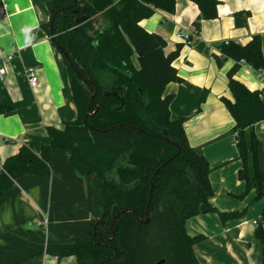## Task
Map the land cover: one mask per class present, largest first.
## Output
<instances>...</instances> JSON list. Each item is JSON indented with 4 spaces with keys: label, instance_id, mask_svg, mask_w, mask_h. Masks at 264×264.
<instances>
[{
    "label": "trees",
    "instance_id": "obj_1",
    "mask_svg": "<svg viewBox=\"0 0 264 264\" xmlns=\"http://www.w3.org/2000/svg\"><path fill=\"white\" fill-rule=\"evenodd\" d=\"M42 1L50 18L55 17L52 42L69 57L63 60L77 117L61 128H47L49 140L39 154L23 145L6 158L0 166V198L23 176L49 175L53 155L65 150L81 177H99L104 203L103 216L92 221L89 235L75 242L67 254L75 257V264H200L194 246L203 237L189 235L186 221L200 215L201 206L215 211L210 205L213 169L189 144L185 120L170 118L174 95L164 93L168 84L184 81L174 66L184 44L166 53V40L141 25L157 10L174 14L176 0ZM190 1L200 9L193 24L199 36L202 21L216 19L221 2ZM80 16H86V21L76 25ZM249 17V12L235 13V26H246ZM43 27L50 34V22ZM217 47L219 54L213 57L219 67L234 61L227 74L233 101H223L235 119L239 157L244 163L249 155L254 157L260 197L264 170L258 169L254 126L264 121V98L235 75L241 62L264 70L262 40L255 35L245 45L228 41ZM206 97L204 91L199 106ZM13 111V105L0 102V115ZM239 178L246 181L248 191L246 167ZM255 241L264 248V210Z\"/></svg>",
    "mask_w": 264,
    "mask_h": 264
},
{
    "label": "crops",
    "instance_id": "obj_2",
    "mask_svg": "<svg viewBox=\"0 0 264 264\" xmlns=\"http://www.w3.org/2000/svg\"><path fill=\"white\" fill-rule=\"evenodd\" d=\"M219 1L218 17L202 21L199 36L193 24L200 9L190 0H176L174 14L157 10L141 25L166 40V53L184 44L174 61L184 81L168 84L164 93L174 95L170 118L185 120L189 144L213 169L210 205L215 211L186 221L189 235L203 237L194 246L199 263L264 264V248L255 241L254 224H261L264 194L258 197L253 155L245 163L239 157L235 119L223 101H233L227 74L234 61L219 67L213 57L219 54L218 44L235 41L245 45L255 35L261 37L264 54V0ZM237 12L250 13L242 28L234 23ZM50 21L42 0H0V67L5 69L0 75V102L14 107L13 112L0 115V166L23 145L39 154L49 140L47 128H61L77 117L63 55L43 27ZM178 34L189 35L191 41L179 39ZM133 63L138 68L136 56ZM29 67L36 70V88L29 85ZM235 79L260 91L264 98V83L247 63L241 62ZM204 91L207 97L199 106ZM254 129L259 141L258 169L263 171L264 121ZM70 155L57 150L49 162V175L23 176L0 198V264L76 263L67 254L75 242L89 235L92 221L103 216L104 203L100 179L81 177ZM244 167L250 178L248 191L246 181L239 178Z\"/></svg>",
    "mask_w": 264,
    "mask_h": 264
},
{
    "label": "built area",
    "instance_id": "obj_3",
    "mask_svg": "<svg viewBox=\"0 0 264 264\" xmlns=\"http://www.w3.org/2000/svg\"><path fill=\"white\" fill-rule=\"evenodd\" d=\"M177 37L179 39L185 41V42H188V43L191 41L190 40L191 37L189 35H187V34H178ZM9 59H11V56H9L7 58V60H9ZM255 71H256L257 78L259 79V81L264 83V70L263 69H259V70H255ZM4 73H5L4 67H0V75L2 76V75H4ZM26 75H27L30 87L31 88H36L37 84H38V76H37L35 68L34 67L27 68ZM254 224L258 226V225H260V222L254 221Z\"/></svg>",
    "mask_w": 264,
    "mask_h": 264
},
{
    "label": "water",
    "instance_id": "obj_4",
    "mask_svg": "<svg viewBox=\"0 0 264 264\" xmlns=\"http://www.w3.org/2000/svg\"><path fill=\"white\" fill-rule=\"evenodd\" d=\"M61 11H62V10H60L59 12H61ZM83 11H87V9L84 8ZM59 12H58V13H59ZM73 13L77 14V13H79V10H73ZM86 18H87L86 16H80V17H78V18L76 19V21H75L76 25H80V24H82L84 21H86ZM54 19H55V17H53V18L51 19V21H50V35H51V40H52V41H53V38H54V36H53V25H54ZM58 49L60 50L61 54H62L63 56H65V57L69 60V57L65 54L64 50H63L61 47H58ZM70 64H71V63H70ZM71 66L73 67L72 64H71ZM73 68H74V67H73ZM74 70H75V69H74ZM91 99L94 100V95L91 96ZM95 113H96V111H95L93 114H89V115H87V117H89V116H93ZM179 152H180V150H178V153L176 154V156L179 154ZM171 160H172V158H171L170 160L166 161V162L162 165V167H164L165 165H167ZM158 171H159V170H158ZM158 171L155 173L154 177L157 175ZM209 211H210V209H209L208 207H206V206H201V213H207V212H209ZM148 221H149V220H147L145 223H148Z\"/></svg>",
    "mask_w": 264,
    "mask_h": 264
},
{
    "label": "rangeland",
    "instance_id": "obj_5",
    "mask_svg": "<svg viewBox=\"0 0 264 264\" xmlns=\"http://www.w3.org/2000/svg\"><path fill=\"white\" fill-rule=\"evenodd\" d=\"M96 178L98 179L99 177H98V176H96Z\"/></svg>",
    "mask_w": 264,
    "mask_h": 264
}]
</instances>
